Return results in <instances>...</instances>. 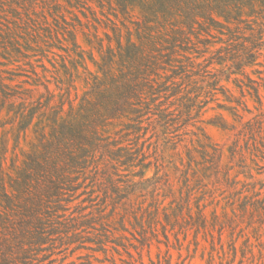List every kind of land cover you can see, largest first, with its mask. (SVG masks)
<instances>
[{
  "label": "trees",
  "instance_id": "obj_1",
  "mask_svg": "<svg viewBox=\"0 0 264 264\" xmlns=\"http://www.w3.org/2000/svg\"><path fill=\"white\" fill-rule=\"evenodd\" d=\"M2 2L0 0V8ZM49 2L52 6H48L47 12H42L40 22L29 15L17 16L10 24L0 21V67L15 65L11 69L0 68V97L4 104L9 101L11 107L8 112H15L19 119V130L26 133L33 127L34 134L31 150L24 154L22 165L15 166L19 170L17 177L10 176L12 195L6 181L0 186V264H29L36 245L43 243V240L35 241L36 237L51 234L48 223H54L59 211L65 208L64 202L86 188L87 181L102 191L105 201H110L115 207L120 205L117 208L124 212L123 223L127 216L133 217V228L140 235L137 237L132 232L134 239L151 252L153 242L144 226V217H139L131 203L124 201L131 194L130 186L117 178L120 167L144 166L143 159L139 158L137 150L121 146L119 140H111L106 133L115 120L121 121L122 129L127 132L125 136L129 132L140 131L144 120L149 119L151 113H156L153 112L155 109L158 110L156 124L165 133L173 132L174 124L178 121L161 108L160 99L164 94L180 91L178 89L182 88L183 83L172 84L179 77L185 80L200 75L202 85L192 89L197 95L204 90L212 95L217 93L214 90L223 88L230 103L225 109L235 123L231 124L228 118L221 115L216 125L222 129L242 125L228 150L225 146L207 141H201V146L196 150L188 149V162L191 166L194 164L197 182L204 178H215L217 181L224 178L229 197L235 200L233 204L239 202L241 211L250 213L248 225L259 221L264 223L263 220L256 221L254 217L260 209L264 211V183L257 188L260 180L246 183L239 179L241 174L256 179L252 164H258L259 155L264 154V77L260 76L263 80L261 83L248 72L250 68L254 73H264L255 68L264 66V61L260 60L264 57V0ZM63 2L76 7L95 4L106 18H101L100 26H95L94 32L84 34L88 50L78 40L76 24L63 13ZM100 28L104 29L106 38L100 36ZM204 34L217 40L201 38ZM200 42L210 46L223 45L199 63L188 53L198 51L197 44ZM202 52L199 53L204 55ZM45 59L55 67L57 89L64 90L59 96H68L67 109V100L54 101L56 93L51 89L50 70L44 63ZM89 60L95 71L91 69ZM41 61L43 64H38ZM216 64L221 68L216 72L211 71L210 66ZM39 67H42L40 71ZM80 67L84 69V77ZM223 79L227 83L232 81L240 93L239 97L232 89L221 84ZM77 80L83 81L87 90L76 104L79 98ZM25 84L43 87L44 92L33 100V91L25 88ZM73 88L77 92L76 97L71 99ZM249 99L257 104L261 113L244 121L243 112L253 113ZM4 104L0 106V123ZM242 139L246 145L242 144ZM145 171L139 174L140 181L133 182L137 189L144 190V182L152 185V180L145 177ZM241 182L242 186L239 187ZM186 186V196L183 197L180 190L177 209L179 212L188 209L192 217L189 190L192 186ZM156 189L154 184L152 190L155 192ZM196 207L191 228H194L199 246V234L209 227V220L206 205L198 203ZM179 212L174 216L175 224L178 223ZM212 216L210 225L219 227V242L222 245L224 229L236 223V219L222 221L217 211L212 212ZM85 217L77 218L75 223L83 226L101 221L102 229L106 226L101 217ZM165 218L173 221L167 211ZM148 219L149 223L159 219V206L149 212ZM165 235L168 237L166 230ZM95 242L105 246L101 234L97 235ZM231 249L237 255L235 240ZM201 257L205 259L204 255ZM129 258L124 261L125 264H146L141 252L139 258L132 254H129ZM213 261L214 256L210 255L206 264H213ZM151 262L172 264L169 249L163 260L159 258L158 262ZM112 264L118 262L113 261Z\"/></svg>",
  "mask_w": 264,
  "mask_h": 264
},
{
  "label": "rangeland",
  "instance_id": "obj_2",
  "mask_svg": "<svg viewBox=\"0 0 264 264\" xmlns=\"http://www.w3.org/2000/svg\"><path fill=\"white\" fill-rule=\"evenodd\" d=\"M2 1L0 21L4 24L14 22L17 16L26 17L27 15L40 22L42 12H47L48 6H52L49 0L33 1L36 3L28 0ZM62 5V11L67 19L77 26L79 42L88 50L84 34L94 32V27L100 26L101 18H106L101 14L100 8L92 3L86 7L71 6L66 2H63ZM50 21H53L51 17ZM109 32L113 35L111 30ZM100 36L106 38L102 28H100ZM207 37L210 40H217V38L206 34L202 35L201 38L206 39ZM222 45L223 43H218L210 46L200 42L197 44L198 51H192L188 55L200 63L212 56L213 52ZM62 53L65 54L63 51ZM260 60L264 61V57H261ZM44 63L50 70L48 76L51 80V89L56 93L54 101L67 100V109L69 107L68 96H59L64 90L57 89L54 77L56 76L55 67L47 59L44 60ZM38 64H43V62L41 61ZM89 64L91 69L95 71V67L90 60ZM57 66L59 65L57 64ZM0 68L11 69L15 68V65L11 64ZM220 68L221 66L216 64L211 65L209 69L216 72ZM255 68L264 72L263 65H258ZM41 69L42 67H39V71ZM83 71L84 69L80 67V73L84 77ZM248 72L253 78L261 83L263 82L260 76L264 77V73H254L250 68H248ZM5 75L8 76L9 74L5 73ZM201 79L200 75H194L191 79L186 78L185 80L181 77L176 78L175 83H171L177 85L183 83L182 88L179 87L178 89L180 91L167 93L161 97V108L171 113L172 118L178 121L174 124L173 132L165 133L156 124L155 121L158 117V110L156 109L153 111L156 112L155 114L151 113L149 115L151 117L144 120L140 131L129 132L128 136H125L127 132L122 129L123 126L120 125V120H115L114 125L109 126L107 129L106 135L110 136L111 140H119L121 146L129 147L133 151L137 150L140 154L139 158L143 159L145 167L141 164L131 168L122 166L117 178L125 182L122 183L126 186H130L128 189L131 194L128 195V200L125 199L124 201L131 203L132 208L139 217H144V226L153 242L151 252H148L146 246L142 248L139 242L134 239L132 232H135L137 237H140V235L133 228V217L131 215L127 216L125 223H123L122 214L124 212L117 208L120 205L115 207L110 201H105L102 191L96 185L94 186L92 182L87 181L86 188L81 189L76 197L64 202L65 208L59 211V217L56 218L54 223H48V231L51 234L41 236V238H39V235L36 237L35 241L43 240L41 241L43 243L36 245L29 264H112L113 261L118 262V264H125L124 261L130 259L129 254L139 258L140 252L143 254L144 262L152 264V260L154 262H158L159 258L163 260L168 254V249L172 255V264H183V262L185 264H206V259L210 255L214 256L213 264H264V223H259V220L264 221V211L260 209V212H256L254 217L259 222L252 223L249 226L250 213L246 212L245 214L244 211H241L239 202L233 204L235 200L229 197L228 186L224 178H221L220 181L215 178H204L197 182L194 176V164L189 165L188 149L196 150L201 146V141H207L225 146V149L228 150V146L236 139L242 127V125L236 124L234 129H222L216 125L220 121L221 115L228 118L231 124L235 123L225 109L230 103L226 100V92L221 87L213 91L217 92L214 93L215 95H211L205 90L198 95L192 92L193 88L202 85ZM221 84L232 89L236 96H240L232 81L227 83L223 79ZM76 85L79 94V98L76 100L77 104L87 89L83 81L77 80ZM24 87L33 91L31 93L33 100L38 99L40 94L44 92L43 87L37 88L29 84H25ZM76 92L74 88L71 90V99L76 97ZM262 93L264 95V89H262ZM42 100L44 101V98ZM3 104L0 97V106ZM248 104L253 113L243 112L244 121L252 119L255 114L261 113L254 101L249 99ZM10 107L9 101L6 102L1 113L0 186L3 181H6L9 193L12 195L9 186L10 176L17 177L19 170L15 166L22 165L25 159L24 154L31 150L34 134L33 127H30L26 133L19 130V119L13 110L8 112ZM35 121H37V117ZM241 141L243 145H246L245 140L242 139ZM248 162L251 163V160L248 159ZM257 162L258 164H252V172L256 179L246 178L244 174H241L239 179L246 183L260 180L257 184V188H260L264 183V154L259 155ZM144 169L146 170L145 177L152 180V185H149V182H144L142 183L144 190L137 189L133 182L141 180L139 174ZM222 176L224 177V175ZM242 182L239 187L242 186ZM154 184L157 188L155 192L152 190ZM186 184L192 186L189 188L191 191L192 217L189 215L188 209L184 208L181 212L177 209V202L181 194L180 190L183 191V197L186 196ZM198 203L201 206L206 205L205 211L209 220V227L202 229L199 234V246L195 239L194 228H191V223L196 217V205ZM157 206H159V219L149 223L148 214ZM165 211L172 217V220L179 212L178 223L175 224L174 220L167 221ZM214 211H217L222 221L229 218L236 219V223L232 226L227 225L224 229L222 245L219 242V227L210 225L213 222L212 212ZM234 211L237 214L236 218H234ZM79 217H85L86 219L101 217L106 225L104 228L106 230L102 229L99 223L101 221L91 225H77L75 221H78L76 219ZM165 230L169 240L165 235ZM98 234H101L104 238V247L95 242ZM234 240L238 247L237 255L231 249ZM202 255L205 256V259H202Z\"/></svg>",
  "mask_w": 264,
  "mask_h": 264
}]
</instances>
